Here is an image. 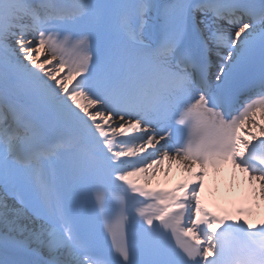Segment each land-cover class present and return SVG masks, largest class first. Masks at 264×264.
Returning a JSON list of instances; mask_svg holds the SVG:
<instances>
[{
    "label": "snow or ice",
    "instance_id": "obj_1",
    "mask_svg": "<svg viewBox=\"0 0 264 264\" xmlns=\"http://www.w3.org/2000/svg\"><path fill=\"white\" fill-rule=\"evenodd\" d=\"M0 264H264V0H0Z\"/></svg>",
    "mask_w": 264,
    "mask_h": 264
},
{
    "label": "bare ground",
    "instance_id": "obj_2",
    "mask_svg": "<svg viewBox=\"0 0 264 264\" xmlns=\"http://www.w3.org/2000/svg\"><path fill=\"white\" fill-rule=\"evenodd\" d=\"M165 167H166V166H165ZM177 175H181V176L183 177L184 173H182L180 170L176 169L175 166H174V167H173V171H172V173H171V174L169 175V177H168V181H169V180H172V178H173L174 176H177ZM158 179L161 180V181H163L164 177H163V173H162V172L160 173V176L158 177ZM237 182L241 185L240 190H242V189H243V186H244V184H245V181L243 180V177H242L241 174H238V175H237ZM167 183H168V182H167ZM153 184H156V181H153ZM161 184H164V183H161ZM161 184H160V185H161ZM226 190H227V189H226ZM220 191H221V192H224L222 186H220ZM254 218H256V216H253V219H254Z\"/></svg>",
    "mask_w": 264,
    "mask_h": 264
}]
</instances>
